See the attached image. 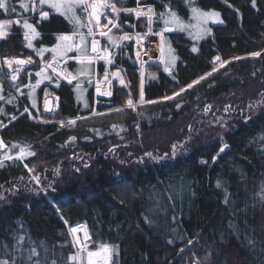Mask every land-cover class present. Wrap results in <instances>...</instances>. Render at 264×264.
I'll use <instances>...</instances> for the list:
<instances>
[{
	"label": "trees",
	"instance_id": "obj_1",
	"mask_svg": "<svg viewBox=\"0 0 264 264\" xmlns=\"http://www.w3.org/2000/svg\"><path fill=\"white\" fill-rule=\"evenodd\" d=\"M113 2L120 8L137 4V0ZM140 3L152 6L156 13L165 11V4H171L179 15L188 9L183 0ZM196 5L218 11L223 23L212 26L199 42L185 32L164 33L165 58L170 44L178 59L171 74L164 71L162 63L147 65L144 97L156 102L140 107V112L129 107L114 111L129 94L133 99L138 94L137 59L131 41L117 47L102 37V48L107 46L113 53V63L93 61L89 74L78 75L71 84L46 67L43 75L51 79H43L36 73L44 68L43 59L54 54L45 51L37 55V50L54 47L56 37L70 35L73 25L46 5L42 8L49 16L44 20L31 9L10 13L0 9V18L21 15L40 33L32 41L33 48L26 46L22 24L12 26L0 41V56L30 57L33 61L16 88L0 77L5 95L0 136L5 143L3 151L13 157L0 167V185L9 190L7 200L0 202V260L15 256L16 264H30L29 250L36 248L38 257H33L31 264L37 258L39 264H75L69 260L76 252L69 227L83 223L92 240L89 249L102 243L118 248L115 264H264V200L257 195L264 187V141L259 140L264 134V103L256 114L232 121L223 136L228 148L222 153L220 139L210 136L207 141L189 143L182 154L159 161L142 156L151 149L163 151L182 136L181 129L186 132L192 127L190 135L198 136V128L210 122H203L206 104H217L227 96L238 109L244 99L264 94V0H196ZM13 6L17 8L16 0ZM78 14L86 23L84 14ZM119 16L124 32L130 31L125 23H132V17ZM162 27V22L156 21L152 30L159 32ZM136 28L146 32L147 20L139 19ZM81 31L87 34V28ZM90 40H86L88 51ZM256 52L260 55H251ZM76 55L68 52L58 59L61 62ZM216 56L239 59H231L173 99L161 100L210 71ZM66 65L75 75L81 67L76 59L67 60ZM115 67L124 70L127 84L114 81L111 95L95 97V79L100 81L106 70L109 73ZM38 79L43 82L36 95L30 96V85ZM78 82L82 86L79 100L75 91ZM45 91L59 99L51 116L43 111ZM73 118L74 124L60 123ZM20 147L35 154L17 159ZM28 167L34 168L39 183L28 181ZM156 206L165 210L162 219L168 227L151 215V207Z\"/></svg>",
	"mask_w": 264,
	"mask_h": 264
},
{
	"label": "snow or ice",
	"instance_id": "obj_2",
	"mask_svg": "<svg viewBox=\"0 0 264 264\" xmlns=\"http://www.w3.org/2000/svg\"><path fill=\"white\" fill-rule=\"evenodd\" d=\"M184 5L189 9L190 16L188 21H185L178 13L177 11L173 10L171 7V4H165L164 8L165 11L156 13L154 8L152 6H141L140 0H137V7L136 8H119L117 7L116 3L113 2V0H21L20 7L24 9L25 11H28L31 9V11H38L41 20L47 19L49 16V13L47 11H44L42 6H47L48 8L52 9L54 12L59 13L61 16H63L70 24L73 25V32L70 35H58L56 37L58 43L52 47L51 49L47 48H41L37 50V55H43L45 51H51L53 55V61L55 63H59V58H63L67 55L68 52L75 51L77 55L73 57L76 59L81 67L78 69L77 75H73L72 73H68L66 71H57V68L53 65L52 62H49L46 67L51 68L52 72L56 74L57 78L63 76L65 79L68 80V83L71 84L73 80L77 79L78 75L87 76L89 74V67L90 64L94 60H105L108 64L112 63V55L108 49L107 46L103 47L101 49L99 40L95 39V35L97 34V31L101 37H106L109 43L113 46H120V42L130 39L129 35L125 33L122 36H115L112 35V29L113 28H119L120 25L118 24V21L120 19L119 14L121 12L132 14L134 13L137 19L143 17L147 20L148 25V32L144 33L143 35H158L161 40V46H160V53H161V63L164 65V71L171 74V68L174 67L175 61L178 59L174 55L175 50L171 48V45H167V56L169 59L165 58V45L166 40L164 33L166 32H173V31H180V32H187L189 36L193 37L194 39H201L204 35L210 33V29L206 27L209 20H212L214 23H223L222 20H220V13L215 11H204L201 8L196 6V0H183ZM253 3H255V0H253ZM0 9L4 11L11 10L12 12H15V8L9 9V3L8 0H0ZM78 11L84 14V17L86 18L87 22L85 23L84 20L81 18V15L78 14ZM108 12L112 14L111 18L108 16ZM102 18L106 20V23H102ZM160 21L163 24V27L159 32L153 33L152 25L156 22ZM194 21V23H193ZM13 23L11 20H5L0 21V38L4 37L6 33V29L9 28V26ZM15 23L19 24L20 21L17 20ZM23 27L26 29L24 33V38L27 41V47L33 48L32 41L40 36V33L36 30V28L28 22L27 19L23 21ZM82 28H87V34L81 31ZM106 29V30H105ZM195 30V32L193 31ZM139 37L140 34H137ZM78 37L79 42H76V38ZM88 37H93L91 40V54L88 51V46L86 43V40ZM140 38L137 39V44H139ZM193 52H196V47L192 48ZM94 54V55H93ZM253 56H259L260 53H252ZM137 56L139 58V53H137ZM239 59V58H237ZM15 62L17 64L16 69L14 70L15 73L18 75L19 72L22 70L23 66L25 64H31L33 63L32 59L29 57L27 60H15V61H7L9 67H11L12 63ZM87 62V63H85ZM218 63L220 67H224L225 64H227V61H221V58L219 56L214 58V64ZM218 69L214 66L212 69V72L217 71ZM45 72V68H41L39 72L36 73L37 77H42L43 79L50 80L51 77L44 76L43 73ZM212 73H206L205 76H201L199 79L192 81V83L187 85V88H192L193 85L198 84L201 80H204L207 76H210ZM107 70L105 72V79H107ZM113 77H120L119 72H113ZM141 91H140V97L139 101L137 103L143 104V103H155L156 101H146L144 97V91H143V71L141 72ZM152 79H155V75L153 74L151 76ZM12 79H16V75L12 76ZM43 79H38L35 83V85H32V90L35 91V88L38 87L42 82ZM91 82V81H89ZM109 84L111 81H107ZM122 84L124 83L123 79L120 81ZM57 87H59V83L57 80ZM186 89L181 88L179 92L173 93L172 96H165L163 99L169 100L173 99L175 96L180 95L181 92H184ZM75 91L77 92V99H82V86L81 83L76 84ZM97 94L98 95H111V91L107 92H101L100 88L97 87ZM31 95V93H30ZM47 96V94H46ZM2 99V97H0ZM127 106L129 108L135 109L136 103L133 102L132 98L130 97L127 100ZM87 102H85V107H87ZM33 107H35V102L33 101ZM179 108L180 105H177ZM251 107V106H250ZM45 110L51 111L52 109L49 107V102L47 98L45 99ZM207 111V106L206 109ZM27 111V109H25ZM114 111H121V109H115ZM15 119V117H13ZM68 123L74 124L75 121H68ZM74 139V138H73ZM259 140L264 141V134H261L259 136ZM5 143L4 141L0 140V148H4ZM13 148L18 147V145H13ZM227 147V145H224L221 147L220 151L223 152L224 149ZM176 153V145H173V155ZM35 153L29 151L27 147H20L19 152L17 153L16 158L17 159H23L24 156H32ZM219 155V153L217 154ZM145 156L159 161L160 159H163V157H154L151 152L145 153ZM217 157L214 156L213 160H215ZM13 157L11 155H8L7 152L4 154L3 157H0V167H3V161L4 160H11ZM203 163V162H202ZM29 171H32L30 169ZM34 179H38L35 178ZM217 187H221V184L218 182ZM258 196H260L261 200H264V187L261 188V191L257 193ZM2 198V197H0ZM225 202H227V196L225 197ZM148 223H151V221H147ZM67 223V221L65 222ZM83 231V238L81 239L79 236H77V233ZM69 233L73 237V247H76L78 250L77 252L69 257V260L72 262H75V264H83L85 258L87 261V264H115L114 257L117 256L118 248L114 245H109L107 243L98 244L97 249L95 251L89 249L88 245L92 243L91 236L87 230L86 225H77L75 227H69ZM20 240H23V237L20 238ZM171 243V241H169ZM189 244L192 243V241H188ZM17 244H19V241H17ZM5 247H7L5 245ZM14 250H18L14 249ZM183 251V250H182ZM82 253H86V257L82 255ZM33 257H38V253L36 248H31L29 250V256L28 261L32 262ZM0 264H16V257L13 256L11 260L4 259L0 260ZM35 264H39V260L35 261Z\"/></svg>",
	"mask_w": 264,
	"mask_h": 264
},
{
	"label": "rangeland",
	"instance_id": "obj_3",
	"mask_svg": "<svg viewBox=\"0 0 264 264\" xmlns=\"http://www.w3.org/2000/svg\"><path fill=\"white\" fill-rule=\"evenodd\" d=\"M14 2H15V0H8V3H9V9H11V8H15L16 9V11L17 10H19L21 7H20V3H21V0H16V3H17V8H16V6H13L14 5ZM197 7H199L198 5H196ZM120 8V7H119ZM200 8V7H199ZM202 10H204V11H209V10H211V11H215V12H218V11H216V10H212V9H203V8H201ZM2 10V9H1ZM23 10V9H22ZM3 12H5V13H10V12H12L11 10H9V11H4V10H2ZM185 13V15H180L185 21H188V19H189V16H190V11H189V9H187V11L186 12H184ZM219 13V12H218ZM25 19H27L26 17H21V15H16L15 17H13V18H0V21H5V20H11V21H13V23L9 26V28H7L5 31H6V35L4 36V37H2V38H0V41L1 40H3V39H5L7 36H8V34L10 33V30H11V28H12V26H14V25H20V24H22L23 25V21L25 20ZM38 19H41L40 18V15H38ZM17 20H19L20 21V23L19 24H17V23H15V21H17ZM220 20H222L223 21V19H222V17H221V15H220ZM29 23H30V21H28ZM193 23H194V21H193ZM32 24V23H31ZM118 24L120 25V27L119 28H114L113 30H112V35H115V36H117V37H119V36H122V35H124V30H123V28H122V25L123 24H121V22H120V20L118 21ZM218 24H221V23H214L212 20H209L208 21V23H207V25H206V27L208 28V29H210V31H211V27L212 26H214V25H218ZM33 25V24H32ZM34 26V25H33ZM24 31H26V29H24ZM194 32H195V30H193ZM186 34H187V36L189 37V35H188V33L187 32H185ZM208 34H206V35H204L203 37H205V36H207ZM95 39L97 38V40H99V42H100V47H101V49H102V41H101V39H102V37L99 35V34H97L95 37H94ZM105 39H107L106 37H104ZM91 39H93V37H91ZM191 39H193V37H191ZM196 41H198V40H200V39H195ZM126 40H124V41H121L120 42V45H122L124 42H125ZM199 42V41H198ZM34 46H35V44H34ZM90 49H91V42H90ZM94 55V54H93ZM174 55L175 56H177V54L176 53H174ZM243 57V56H242ZM236 58H238V57H233V58H230V59H227V60H221L222 62L223 61H227V62H229L231 59H236ZM18 58L17 57H15V56H8V57H2V56H0V77H2V78H4V80L5 81H7L13 88H16L17 86H18V84L21 82V78H20V76L22 75V73L26 70V67H28L29 66V64H26V65H24L23 66V68H22V70L19 72V74L17 75L16 73H15V69H16V67H17V64L15 63V62H13L12 63V65H11V67H9L8 66V64L6 63V60L7 61H15V60H17ZM20 59H22V60H26L27 58L26 57H20ZM168 59H169V57H168ZM94 61H96V60H94ZM49 62H52L53 63V65L55 64V62L53 61V57H46L45 59H43V61H42V65L44 66V68L46 67V65L49 63ZM113 63V62H112ZM112 63H110V64H112ZM151 63H147V64H144L143 65V77H144V73H145V70H146V67H147V65H150ZM217 69H219L220 68V65L218 64V63H215V65H214ZM213 66V67H214ZM46 68H48V67H46ZM50 71H52V69L51 68H48ZM213 69V68H212ZM212 69L210 70V71H208V72H206V73H213L212 72ZM141 71V72H142ZM113 72H119L120 73V77H113L112 76V73ZM205 73V74H206ZM55 74V73H54ZM205 74H203V75H201V76H205ZM13 75H16V79L15 80H13L12 79V76ZM74 75V74H73ZM200 76V77H201ZM200 77H198V78H196L195 80H197V79H199ZM59 78H61V77H59ZM121 79H123V81H124V83L125 84H127V78H126V75H125V73H124V70L121 68V67H115V69L114 70H112L111 72H109L108 73V75H107V79H105V74L103 75V77H102V79L100 80V81H111V83L109 84L108 82H107V84H108V91H111V89H112V86H113V82L114 81H116L117 83H119V84H122L120 81H121ZM141 79H142V77H141V73H138V94H137V98L136 99H133L132 98V96L129 94L128 95V98L124 101V104H123V106H120V107H117V108H114V109H123V108H125V107H128L127 106V100L131 97L132 98V100H133V102L134 103H136V107H135V110H138V112H140V107H143L144 105H146L147 103H143V104H140V103H137L138 101H139V97H140V91H141ZM96 81H94V84H96V83H98V82H100L99 80H97V79H95ZM68 81V80H67ZM194 81V80H193ZM202 81V80H201ZM200 81V82H201ZM36 83V82H35ZM35 83L34 84H32V85H35ZM190 83H192V82H190ZM189 83V84H190ZM32 85H30V90H29V95H30V93H31V95H36V91H37V89H38V87H36L35 88V91H33L32 90ZM196 85V84H195ZM195 85H193V87L195 86ZM182 88H184V89H186V90H188V89H190V88H187V85L186 86H184V87H182ZM181 89V88H180ZM180 89H178V90H176L175 92H173V93H176V92H179V90ZM185 90V91H186ZM184 91V92H185ZM47 91H45V93L43 94V98H45L46 97V93ZM173 93H171V94H169V95H167V96H172L173 95ZM183 92H181L180 94H182ZM30 95V96H31ZM94 96L95 97H107V96H109V95H98L97 94V90H96V88L94 87ZM0 97H2V99H0V113L2 112V103L3 102H5V101H3L4 99H5V95H4V93H3V86H2V84H1V82H0ZM176 97V96H175ZM164 98V97H163ZM163 98H161V100H163ZM222 99V101L221 102H219V103H214V102H212V103H208V104H206L204 107H203V111H205V116H206V118L203 120V122L204 123H208L209 121V123L208 124H202V126L200 127V128H198V132L200 131V134L198 135V136H194V135H190L192 132L190 131V130H192V127L189 129V130H187L186 132L184 131V130H180L181 132H183L182 133V136L180 137V138H175V139H173L170 143H168L167 145H166V148L163 150V151H161V150H155V149H151V150H147V151H145V152H143V155L142 156H144V158H146V159H149V160H151V158H149V157H147V156H145V153H147V152H151L152 154H153V156L154 157H166V156H175V155H178V154H182L183 152H185L187 149H189V143H190V146H192V143H193V141L194 142H199V141H201V142H204V141H207V140H209L210 139V136H214V137H218L219 139H220V142H221V146L222 145H224L225 144V140L223 139V136H224V134L228 131V126L229 125H231L233 122L232 121H234V120H238V119H241V118H247V117H249V116H251V115H254V114H256L258 111H259V109L261 108V106H262V103H264V94L263 95H259L258 97L257 96H254V97H250V98H247V99H244L242 102H241V108H238L237 109V106L236 105H233V104H231V102H230V100H227V96H224V97H222L221 98ZM44 100V99H43ZM8 101V100H7ZM53 104H54V106L55 107H58V104H59V99H58V97L57 96H53ZM206 106H207V111L205 110L206 109ZM251 106V107H250ZM143 109V108H142ZM113 109H110V110H106V111H103V112H97L96 110H94L93 111V115H98V114H104V113H108V112H110V111H112ZM25 112H27L28 113V115H30V117L31 118H33V116H32V114H31V112L27 109V111H25ZM47 113V112H46ZM208 114V115H207ZM49 116H51V114L49 113L48 114ZM210 115V116H209ZM48 117V116H47ZM56 117H54V118H51V119H55ZM68 121H75L76 122V118H73V119H70V120H61V124H68ZM205 128H208L207 130L205 129ZM0 129H1V127H0ZM191 133H190V132ZM196 135V134H195ZM0 140H2L1 139V136H0ZM3 141V140H2ZM164 141V140H163ZM151 143L152 144H158L157 146H159V145H161V143L160 142H152L151 141ZM173 145H176V153H175V155H173ZM150 147H152V146H150ZM5 148V147H4ZM4 148H0V153H5L4 151H3V149ZM161 149V148H160ZM153 160V159H152ZM28 169V171L30 170V169H32V171H29V178H28V181L30 182V180L32 181V183H33V181L36 183H39V181L37 180V179H34V177L35 178H37L38 176H37V174H36V172H35V170H34V168H30V167H28L27 168ZM8 189V187L7 186H5V185H0V197H2V198H0V202H2V201H6L7 200V196H8V194H9V190H7ZM149 207H150V205H149ZM160 208H162L161 207V204H160ZM163 209V208H162ZM151 211H152V216L154 217V218H157V219H162V218H165L166 216V213H165V210H163V211H161L157 206L156 207H151ZM159 223H162L164 226H166V227H168L169 226V223L168 222H166V220L165 219H162V220H160L159 221ZM77 248H76V252H77ZM91 250H93V251H95L96 249H91ZM75 252V253H76ZM82 255H84L85 257H86V253H82ZM194 264H195V262H193ZM83 264H87V261H86V258H85V260H84V262H83ZM187 264H192V263H187Z\"/></svg>",
	"mask_w": 264,
	"mask_h": 264
},
{
	"label": "built area",
	"instance_id": "obj_4",
	"mask_svg": "<svg viewBox=\"0 0 264 264\" xmlns=\"http://www.w3.org/2000/svg\"><path fill=\"white\" fill-rule=\"evenodd\" d=\"M141 6H150V5L141 4ZM136 7H137V4L133 7H127V8H136ZM121 13H124V12H121ZM124 14L130 15L132 17V23H131L132 28L130 29V31H127L125 33H127L130 37V39H127V40L131 41L133 44V54H134L135 58L137 59L138 73H141V71L143 70L144 64L161 63V53H160L161 40H160V37L158 35H155V34L143 35L144 33L148 32V30L146 32H139L137 30L136 22L139 19H145V18L141 17V18L137 19V17L135 16L134 13H132V14L124 13ZM108 16H109V18H111L112 14L110 12H108ZM101 22L106 23L107 21L102 18ZM153 33H156V32L153 31ZM97 34H99L98 31H97ZM137 34H140V36L138 37ZM138 38H140V41H141L139 44H137ZM137 53H139V58L137 56ZM54 66L57 68L58 72L66 71L68 73H71L68 70L66 64L55 63ZM61 77L63 79H65L63 76H61ZM65 80H67V79H65ZM94 87L96 88V90H97V87H99L101 92H107L108 91L107 81H100V82L96 83ZM81 224H83V223H76V224L71 225L70 227H75V226L81 225ZM83 225H85V224H83ZM77 236H79L82 239L83 238V231L78 232Z\"/></svg>",
	"mask_w": 264,
	"mask_h": 264
},
{
	"label": "water",
	"instance_id": "obj_5",
	"mask_svg": "<svg viewBox=\"0 0 264 264\" xmlns=\"http://www.w3.org/2000/svg\"><path fill=\"white\" fill-rule=\"evenodd\" d=\"M129 24V23H128ZM127 23H125V26L127 27V29H131V27H132V25L131 24H129L128 25ZM217 57V56H216ZM17 60H22V59H20V58H18ZM27 60V59H26ZM213 63H214V59H213ZM26 65V64H25ZM47 98V100H48V102H49V107L52 109L51 111H46L45 110V99ZM56 107L54 106V104H53V95L50 93V91H48L47 92V96L44 98V100H43V111L44 112H47V113H50V112H56ZM224 145H227V147L224 149V150H226L227 148H228V144H224ZM224 145H222L221 147H223ZM221 147H220V149H221ZM220 153H222L221 151H220ZM217 157V156H216ZM215 160H217V158L215 159Z\"/></svg>",
	"mask_w": 264,
	"mask_h": 264
},
{
	"label": "crops",
	"instance_id": "obj_6",
	"mask_svg": "<svg viewBox=\"0 0 264 264\" xmlns=\"http://www.w3.org/2000/svg\"><path fill=\"white\" fill-rule=\"evenodd\" d=\"M92 40V39H91ZM90 40V42H91ZM91 52V49L89 50ZM67 60H74V58L70 57V58H67L66 60H62L61 62L59 61V63H66ZM55 62V61H54ZM95 62V61H94ZM75 75V74H74Z\"/></svg>",
	"mask_w": 264,
	"mask_h": 264
}]
</instances>
